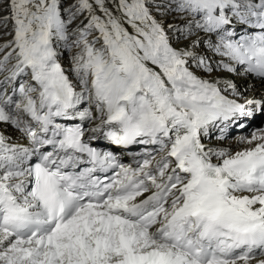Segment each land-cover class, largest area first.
<instances>
[{
	"label": "snow or ice",
	"instance_id": "obj_1",
	"mask_svg": "<svg viewBox=\"0 0 264 264\" xmlns=\"http://www.w3.org/2000/svg\"><path fill=\"white\" fill-rule=\"evenodd\" d=\"M236 79L264 0H0V264H264Z\"/></svg>",
	"mask_w": 264,
	"mask_h": 264
},
{
	"label": "bare ground",
	"instance_id": "obj_2",
	"mask_svg": "<svg viewBox=\"0 0 264 264\" xmlns=\"http://www.w3.org/2000/svg\"><path fill=\"white\" fill-rule=\"evenodd\" d=\"M235 82L238 84V86L241 88L242 91H245V95H252L253 93L259 94L261 91H264V84H261L259 81L253 82L252 80H249L247 84H245L243 81L236 79ZM234 143L233 141L229 140V144ZM129 161L131 159V156L129 155Z\"/></svg>",
	"mask_w": 264,
	"mask_h": 264
}]
</instances>
